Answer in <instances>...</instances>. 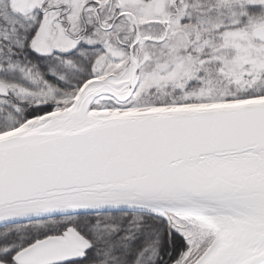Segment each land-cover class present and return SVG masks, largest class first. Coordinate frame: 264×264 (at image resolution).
<instances>
[{
    "label": "snow or ice",
    "instance_id": "1",
    "mask_svg": "<svg viewBox=\"0 0 264 264\" xmlns=\"http://www.w3.org/2000/svg\"><path fill=\"white\" fill-rule=\"evenodd\" d=\"M0 264H264V0H0Z\"/></svg>",
    "mask_w": 264,
    "mask_h": 264
}]
</instances>
